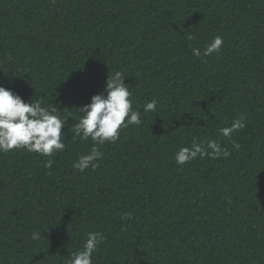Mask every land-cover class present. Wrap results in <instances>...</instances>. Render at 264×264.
Masks as SVG:
<instances>
[{
    "label": "trees",
    "instance_id": "1",
    "mask_svg": "<svg viewBox=\"0 0 264 264\" xmlns=\"http://www.w3.org/2000/svg\"><path fill=\"white\" fill-rule=\"evenodd\" d=\"M114 71L143 122L80 173L71 126ZM0 86L68 118L62 152L0 153V264H67L92 231L93 264H264V0H0ZM193 136L232 154L180 167Z\"/></svg>",
    "mask_w": 264,
    "mask_h": 264
},
{
    "label": "clouds",
    "instance_id": "2",
    "mask_svg": "<svg viewBox=\"0 0 264 264\" xmlns=\"http://www.w3.org/2000/svg\"><path fill=\"white\" fill-rule=\"evenodd\" d=\"M223 45V38L215 36L205 47L203 53L198 48H193L192 53L196 57H208L218 54ZM124 73L114 71L107 75L105 87L90 102L79 108L81 114L77 122L72 124L71 130L75 138L91 140L94 146L90 152L81 155L73 163L74 170L84 173L86 170L96 171L98 161L103 157L100 146L106 143H115L122 129L142 124L141 112L134 110L132 105V92L124 83ZM43 101L26 103L20 96L10 89L0 86V153H9L14 150H25L29 153H37L44 157H52L57 152L65 149L63 138L65 135L61 129L68 118H62L57 107L42 106ZM158 109V101L153 98L143 105L145 114L155 112ZM245 123L242 118L232 121L230 126L219 129V135L231 139L234 132L243 130ZM233 148L239 150L240 145L233 143ZM231 152L222 146L217 140H208L206 143L193 136L190 147H182L176 153L174 159L178 166L183 167L198 156L203 159H227ZM53 161L48 159L45 167L51 169ZM131 218V214H126ZM40 233L33 232L32 238L39 239ZM104 234L92 231L87 234L83 250L71 254L67 264H93V255L103 243Z\"/></svg>",
    "mask_w": 264,
    "mask_h": 264
}]
</instances>
